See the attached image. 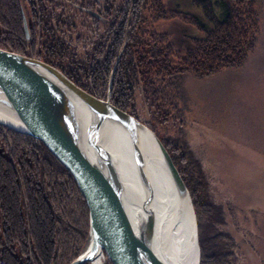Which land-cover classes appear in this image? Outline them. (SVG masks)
I'll return each mask as SVG.
<instances>
[{
  "label": "trees",
  "instance_id": "1",
  "mask_svg": "<svg viewBox=\"0 0 264 264\" xmlns=\"http://www.w3.org/2000/svg\"><path fill=\"white\" fill-rule=\"evenodd\" d=\"M114 2L116 13L103 37L97 26L87 30L92 21L83 12L72 17L83 23L86 60L101 59L86 63L89 89L74 83L100 98L125 46L113 75L112 104L152 129L168 150L194 205L200 264H235L238 245L228 231L229 212L211 202L184 129L174 126L187 118L186 74L202 79L242 67L256 51L261 15L255 0H134L128 31V10L123 0ZM21 8L20 0H0V49L29 57ZM58 39L46 34L40 45L52 56L62 49ZM89 222L85 197L68 169L34 137L0 124V264H71L87 244Z\"/></svg>",
  "mask_w": 264,
  "mask_h": 264
},
{
  "label": "water",
  "instance_id": "2",
  "mask_svg": "<svg viewBox=\"0 0 264 264\" xmlns=\"http://www.w3.org/2000/svg\"><path fill=\"white\" fill-rule=\"evenodd\" d=\"M91 14L102 19L94 12ZM23 26L24 37L28 40L25 15ZM126 41L127 38L125 44ZM123 49L115 61L110 82ZM79 107L89 114L87 121L81 116ZM0 110L9 114V119L0 118V124L43 143L68 169L85 197L89 208L90 243L71 264L91 262L102 252L106 253L112 264H177L169 257H166L167 260L161 259L156 252V216L149 208L154 195L150 190L149 196L144 197L142 213L135 216L137 220L129 217V195L112 153L101 142V130L107 124L115 126L126 136L134 165L145 185V162L138 150L139 139L150 133L156 141L177 193L187 197L191 203L200 264L194 205L168 150L152 129L116 108L110 101L109 93L105 100L92 96L39 58L0 49Z\"/></svg>",
  "mask_w": 264,
  "mask_h": 264
},
{
  "label": "rangeland",
  "instance_id": "3",
  "mask_svg": "<svg viewBox=\"0 0 264 264\" xmlns=\"http://www.w3.org/2000/svg\"><path fill=\"white\" fill-rule=\"evenodd\" d=\"M81 1V6L75 4L74 9L106 27L105 18L91 14H98L94 1ZM255 5L261 15L256 51L242 67L224 68L202 79L186 74L183 84L187 118L183 125L174 126L177 131L184 129L182 138H186L193 159L199 161L205 174L211 202L229 212L228 231L238 245L235 264H264V0H255ZM28 22L26 19L29 26ZM81 22L76 21L79 26ZM28 31L29 39L25 37V41L30 42L29 57L35 58L34 36ZM114 66L100 99H107L108 93L111 97ZM89 236L90 230L80 254L88 247ZM96 259L108 264L105 252ZM96 259L90 264H96Z\"/></svg>",
  "mask_w": 264,
  "mask_h": 264
},
{
  "label": "bare ground",
  "instance_id": "4",
  "mask_svg": "<svg viewBox=\"0 0 264 264\" xmlns=\"http://www.w3.org/2000/svg\"><path fill=\"white\" fill-rule=\"evenodd\" d=\"M79 110L87 121L89 114L81 107ZM8 115L0 110V118L9 119ZM101 131L102 145L112 153L126 193L129 195V199L127 198L129 217L134 220L137 213H142L144 197H147L150 190L154 195L149 208L156 216L155 248L158 256L163 260L169 257L177 264H198L191 203L187 197H181L177 193L152 135L146 133L143 138L140 137L138 144V150L141 151L145 162L143 173L147 186L143 184L134 165L130 143L123 132L111 124L104 126ZM96 260V264H100V260Z\"/></svg>",
  "mask_w": 264,
  "mask_h": 264
},
{
  "label": "flooded vegetation",
  "instance_id": "5",
  "mask_svg": "<svg viewBox=\"0 0 264 264\" xmlns=\"http://www.w3.org/2000/svg\"><path fill=\"white\" fill-rule=\"evenodd\" d=\"M95 6V12L101 16L108 17V23L110 25V20L113 19L116 13V2L114 0H93ZM25 9L21 10V15H25L26 19L30 22V30L33 36H36V42L34 47L35 58H39L44 61H51L59 71L65 73L67 78L73 82L83 83L86 88H88V77H87V66L86 63L99 60H86L85 56V46H88L87 39L84 41L83 34V23L80 26L78 23H74L72 17L80 16L82 13L77 12L74 7L77 4L81 6V0H20ZM134 0H123V8L128 10V18L125 26V30L130 29L131 24V11L133 7ZM30 8H28L29 6ZM23 15H22V26H23ZM106 17V18H107ZM50 21V23H48ZM92 21V22H91ZM91 24L86 27L88 31L93 30L94 26H97L98 32L103 35L107 34L108 28L102 27L101 22L95 19L91 20ZM93 21L96 23H93ZM48 23V24H47ZM118 24V23H117ZM28 26V24H27ZM28 26V30H29ZM52 26V27H51ZM24 33V26H23ZM53 35L54 39H58L57 43H60L62 49L60 53L53 54L52 56L47 50L40 45L41 38L44 35ZM109 35L113 33L109 32ZM87 38V37H86ZM40 40V41H39ZM49 44V43H48ZM46 45V44H44ZM50 46L52 43L50 42ZM53 47V46H52ZM88 51L86 52V54ZM104 54H102L103 56ZM49 65V64H48ZM52 66V65H51ZM54 67V68H56ZM80 88V87H79ZM89 89V88H88ZM85 90V89H84ZM86 91V90H85ZM87 92V91H86Z\"/></svg>",
  "mask_w": 264,
  "mask_h": 264
},
{
  "label": "built area",
  "instance_id": "6",
  "mask_svg": "<svg viewBox=\"0 0 264 264\" xmlns=\"http://www.w3.org/2000/svg\"><path fill=\"white\" fill-rule=\"evenodd\" d=\"M95 263V262H94Z\"/></svg>",
  "mask_w": 264,
  "mask_h": 264
}]
</instances>
